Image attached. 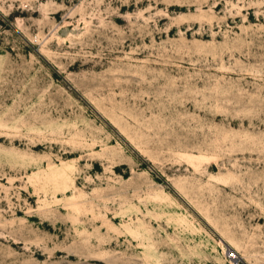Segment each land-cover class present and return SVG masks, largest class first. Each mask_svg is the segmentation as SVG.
Listing matches in <instances>:
<instances>
[{"label": "rangeland", "instance_id": "obj_1", "mask_svg": "<svg viewBox=\"0 0 264 264\" xmlns=\"http://www.w3.org/2000/svg\"><path fill=\"white\" fill-rule=\"evenodd\" d=\"M0 264H264V0H0Z\"/></svg>", "mask_w": 264, "mask_h": 264}]
</instances>
